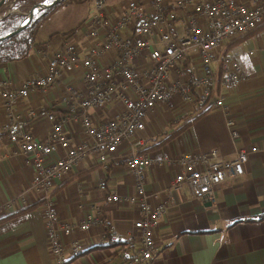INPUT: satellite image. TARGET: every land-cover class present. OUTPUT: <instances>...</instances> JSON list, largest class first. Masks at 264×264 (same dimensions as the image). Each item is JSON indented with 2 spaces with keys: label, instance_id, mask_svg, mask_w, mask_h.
<instances>
[{
  "label": "crops",
  "instance_id": "obj_1",
  "mask_svg": "<svg viewBox=\"0 0 264 264\" xmlns=\"http://www.w3.org/2000/svg\"><path fill=\"white\" fill-rule=\"evenodd\" d=\"M122 2L126 0H109L111 5ZM74 4L84 6L83 15L72 25L38 37V45L28 58L0 64V78L19 87L28 77L44 75L53 53L62 50L66 43L89 44L86 34L93 7L89 1ZM176 27L182 35L183 22L179 21ZM221 52L241 54L247 74L244 82L224 90L219 88L214 96L223 98L227 105L236 123L237 137L233 136L223 109L212 108L204 114L207 107L184 103L181 96L176 95L148 114L145 132L122 144L116 157L102 162L97 154L89 155L47 193L30 191L26 204L16 201L12 207H5L0 213V264H56L46 227L48 199L61 222L78 226L88 216L97 218L100 214L104 219L103 224L92 226L86 232L75 229L71 238L80 240L86 251L79 258H68L65 264H115L119 261L128 264L139 257L141 243L134 225L141 214L124 202L107 203V193L99 187L102 181H107L109 194L122 198L134 194L135 178L128 167L133 147L137 153H145L153 160L146 170V190L155 205L167 198L165 190L179 171L177 166L159 163L163 157L218 150L231 160L240 149L258 148L259 151L250 156L243 176L215 189L214 202L194 199L188 187L175 193L174 204L168 207L155 230L156 252L147 264H264V25L246 36L226 40ZM196 55L191 51L178 68L199 70ZM177 76L178 72H173L170 79ZM64 109L62 85L33 90L11 107L0 97V129L11 123L14 130L30 132L37 140L46 142L51 135L47 111ZM118 110L116 105L109 106L102 111L91 110V115L102 122ZM65 128L73 137L81 131L73 119ZM139 140H143V145H136ZM0 160L1 205L29 188L34 167L7 139L0 147ZM29 207L33 208L26 210ZM119 243L121 245L117 246Z\"/></svg>",
  "mask_w": 264,
  "mask_h": 264
},
{
  "label": "built area",
  "instance_id": "obj_2",
  "mask_svg": "<svg viewBox=\"0 0 264 264\" xmlns=\"http://www.w3.org/2000/svg\"><path fill=\"white\" fill-rule=\"evenodd\" d=\"M90 3L93 15L86 34L89 44L66 43L62 50L53 53L44 75L28 77L19 87L0 78V97L10 107L33 90L57 85L63 87L65 103L63 111H47L51 135L46 142L37 140L30 132L14 130L11 123L0 129V147L7 139L34 167L29 188L11 202L1 204L0 213L5 207H12L13 202L26 204L30 191L47 193L89 155L97 154L102 162L116 157L122 144L145 132L148 114L176 95L187 104L223 109L233 136H238L235 120L223 98L214 96L219 88L241 84L247 74L241 54L228 55L221 49L226 40L246 36L264 25V0H126L116 5L109 0H90ZM179 21L184 24L182 35L176 27ZM191 51L197 53L199 70L179 69ZM173 72H178V76L171 80ZM115 105L119 110L109 120L98 122L91 115V110L102 111ZM71 119L81 130L76 137L66 132ZM143 143L139 140L136 145ZM258 151L256 147L243 148L231 160L218 150L163 157L159 163L177 166L179 171L165 190L167 198L155 205L146 190V170L153 160L133 147L128 167L135 178L134 194L122 198L107 192V181L99 185L107 193V203L124 202L141 214L134 225L141 243L139 257L128 264H147L153 258L155 230L168 207L174 204L175 193L188 187L194 199L214 202L215 189L243 176L250 156ZM45 215L49 247L56 264H65L68 258H79L85 253L83 243L71 238L76 228L86 232L104 223L101 214L97 218L88 216L78 226L61 222L49 199Z\"/></svg>",
  "mask_w": 264,
  "mask_h": 264
},
{
  "label": "trees",
  "instance_id": "obj_3",
  "mask_svg": "<svg viewBox=\"0 0 264 264\" xmlns=\"http://www.w3.org/2000/svg\"><path fill=\"white\" fill-rule=\"evenodd\" d=\"M1 1L2 0H0V3ZM6 1L0 7V13L2 15L5 14V12L2 11V7H4ZM38 1L40 0H17L16 2L18 6L23 5L25 9L28 10L29 12L30 9ZM67 1L69 0H64L61 5H63ZM84 2H86V0H74L73 1V3H84ZM19 11L21 13H19ZM19 11H13L12 13L4 15L3 18L0 19V37H3L9 33L16 31L22 25V23L27 19L26 11H21V10ZM53 12H54V8H50L43 12H40L37 18L29 25L27 29L15 35L14 37H11L5 40L4 42L0 43V64L21 61V60L28 58L31 52L38 45V35L40 33V30L43 24L53 15ZM210 109L211 108H208L204 112V114L209 112ZM199 117H197L196 119H198ZM196 119L187 123L185 127L191 125V123L194 122ZM32 208L33 207H29L26 210H30ZM116 245L120 246L121 243L116 244Z\"/></svg>",
  "mask_w": 264,
  "mask_h": 264
},
{
  "label": "rangeland",
  "instance_id": "obj_4",
  "mask_svg": "<svg viewBox=\"0 0 264 264\" xmlns=\"http://www.w3.org/2000/svg\"><path fill=\"white\" fill-rule=\"evenodd\" d=\"M17 0H7L4 7H2V11L5 12L4 15L8 14V13H12L13 11H18V10H21V11H26V15H29L30 12H31V9L30 11L28 12V10L25 9V7L23 5H17ZM41 1H45V0H40L38 2H41ZM50 2H53V1H57V0H49ZM74 0H69L67 1L66 3H64L63 5H61L62 3L58 4L57 6L55 7H52L54 8V12H53V16L50 17L49 19V22L46 23L42 30H41V33L38 35L39 38H41L42 36L43 37H46L45 35L49 34L51 31H53L54 29L56 28H59V27H63V26H68V25H72L81 15H83V12L85 10L84 6L82 7H77L74 3H73ZM87 2L90 0H86ZM37 2V3H38ZM36 3V4H37ZM35 4V5H36ZM88 5H86L87 7ZM42 8V9H41ZM41 11L40 12H43L47 9H49L48 7H41ZM18 9V10H17ZM8 11H12V12H8ZM21 13V12H19ZM38 13V14H39ZM55 13V14H54ZM0 13V17L2 19V17L4 16ZM38 16V15H37ZM72 29V28H70ZM69 29V30H70ZM69 30H66L65 32L69 31ZM58 33H64V32H58ZM42 35V36H41ZM56 35V33L54 34Z\"/></svg>",
  "mask_w": 264,
  "mask_h": 264
},
{
  "label": "water",
  "instance_id": "obj_5",
  "mask_svg": "<svg viewBox=\"0 0 264 264\" xmlns=\"http://www.w3.org/2000/svg\"><path fill=\"white\" fill-rule=\"evenodd\" d=\"M6 0H2L0 3V7L4 4ZM64 0H57V1H53V2H47L45 3V1H41L38 2L36 5H34L31 9V12L29 15H27V19L22 23V25L14 32L9 33L3 37H0V43L4 42L5 40L14 37L15 35L21 33L22 31H24L25 29H27L29 27V25L37 18V15L39 13V11H41V7H48L49 9L52 7L57 6L58 4L62 3ZM38 8H41L38 10Z\"/></svg>",
  "mask_w": 264,
  "mask_h": 264
},
{
  "label": "snow or ice",
  "instance_id": "obj_6",
  "mask_svg": "<svg viewBox=\"0 0 264 264\" xmlns=\"http://www.w3.org/2000/svg\"><path fill=\"white\" fill-rule=\"evenodd\" d=\"M49 2V0H45V3Z\"/></svg>",
  "mask_w": 264,
  "mask_h": 264
},
{
  "label": "bare ground",
  "instance_id": "obj_7",
  "mask_svg": "<svg viewBox=\"0 0 264 264\" xmlns=\"http://www.w3.org/2000/svg\"><path fill=\"white\" fill-rule=\"evenodd\" d=\"M40 8H38V10H39Z\"/></svg>",
  "mask_w": 264,
  "mask_h": 264
}]
</instances>
